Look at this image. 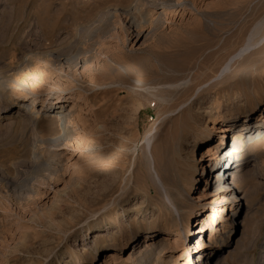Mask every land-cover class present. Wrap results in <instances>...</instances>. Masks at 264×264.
Masks as SVG:
<instances>
[{"label": "rangeland", "instance_id": "obj_1", "mask_svg": "<svg viewBox=\"0 0 264 264\" xmlns=\"http://www.w3.org/2000/svg\"><path fill=\"white\" fill-rule=\"evenodd\" d=\"M138 1L0 0V264H186L188 253L193 261L196 229L232 201L205 186L201 155L216 140L217 115L231 124L226 149L241 134L226 171L239 176L238 214L208 264H264V103L256 102L264 70L254 71L264 59V0H176V11L151 15ZM116 4L118 16L87 34ZM71 104L70 136L59 137L52 107L65 113ZM118 130L110 175L80 179L84 162L71 145L102 152Z\"/></svg>", "mask_w": 264, "mask_h": 264}, {"label": "bare ground", "instance_id": "obj_2", "mask_svg": "<svg viewBox=\"0 0 264 264\" xmlns=\"http://www.w3.org/2000/svg\"><path fill=\"white\" fill-rule=\"evenodd\" d=\"M130 6L128 8L126 7L127 10L128 9L131 10L132 6L131 7ZM179 7H180V4L176 0H154V1L147 0V2H145L144 0H139L135 8L141 9V11H143L145 14L151 15V13L153 12L155 13L156 9L158 8L159 9L161 8V13L162 12L164 13L167 11L174 12ZM121 9H122V6L120 4H116L109 8H105V10L102 13H100L99 16L90 24L89 28L87 29V34L94 35L95 33H98L100 30H102L105 27L106 24H108L116 16H118V14L121 12ZM259 64L260 65L257 64V66L254 67L255 68L254 71L258 69L264 70V59L261 60ZM260 78L261 80H264V71L260 75ZM138 87H139V77L135 72H133L129 76L127 93L125 94L126 95L125 98H123L125 100V104H124L125 106H128L130 108L136 106L135 104L136 102H138L136 100ZM56 101L59 102L61 101V99L57 98ZM256 102H259L258 105L260 107L264 103L263 101H261V99H258ZM85 105H86L85 108H88L89 111L95 110V106L92 105L91 103L88 104V102H85ZM251 106H252L251 107L252 110L255 109V103L252 104ZM52 109H56L57 111L54 114V119L58 122V125H59V129L61 133L59 137H67V135L71 133V130H69V128H67L66 126L67 124L70 123V121H72V119H76L74 115H77L75 114L76 111H75L74 105L72 104L69 105L65 113H62V111H60L59 105L53 106ZM174 111L175 109L168 108L165 112L161 113L153 121L151 125V129L159 128L160 124L166 118L171 116ZM70 117H72V119H70ZM79 121H81V119H77L76 122H79ZM62 123L64 125H62ZM255 126L256 124L248 128L246 124H240V128L238 131L240 130L250 131L252 127L255 128ZM230 127H231V124L225 123V120L222 117V115L215 116L213 119V123L211 124V129H212V133L214 137H216V140H214L213 142H209V144L204 147V151L201 155V159L205 162L204 164H202L203 172L205 168V179H204L205 186L206 184L208 185V183L209 185H213V189L209 191V193H211L209 195H219V196H222L223 198L224 195L226 194H232V201L229 204L230 209L228 212V210L225 207V204H223L219 208L215 217L210 218L207 222H203L198 227V229H196L195 232L199 233L198 234L199 238L195 242V250H194L196 254V258L192 261V259H189V253H188L187 254L188 260L186 264H208V258L212 256L214 254V251H216L220 247V244H218L219 240L223 237V235L226 232H228L229 229L231 230V228H233V226L237 224L235 217L238 214V208H237L238 202H236L237 197L233 195L234 192H236L234 188L235 186L233 183H235L239 179V176L237 177L233 173H226V171L234 167V161L237 162L236 157L232 154V152H233V149L237 147L236 144L237 142L240 141L239 137L241 136V134L238 132L233 133L232 144L230 146L231 149H226V146L228 144H225L224 142V133L226 131H229ZM122 137H123V134L121 133L120 130H118L116 133L115 139L112 142L110 148L102 152L101 151L98 152L97 150L95 151L93 146H78V145L74 146V144L71 145L74 151V154L78 156V159L84 162L83 164L84 166H82V169L80 171V179H86L88 176H90V174H93L98 170L107 172V175L109 176L110 175L109 164L113 162V160L116 159L118 155V150L121 146ZM246 138L249 139L251 137L250 135H248L246 136ZM66 143L68 142L66 141ZM207 169H209V172L213 171L212 172V175H213L212 184L210 183V181L207 182V178H206L207 173H208ZM101 176H103L104 178V175L101 174ZM228 177H231V182H229L231 185L230 184L228 185V181L226 183V179H228ZM102 180L104 181L106 180V178ZM0 183L2 184L3 181H1ZM202 199H205V197H202L200 200ZM177 204H178V201L176 200L172 201L173 207L177 206ZM198 205L199 203H197V206ZM136 207H137L136 208L137 212L143 211L145 209L144 200H141L140 204H137ZM119 221L120 220L118 218H113L111 220V224L116 225ZM151 225H153V223ZM116 227L118 226H115V228ZM205 231H207V235H206L207 238H204V235H202L204 234ZM31 264H37V262H32Z\"/></svg>", "mask_w": 264, "mask_h": 264}]
</instances>
